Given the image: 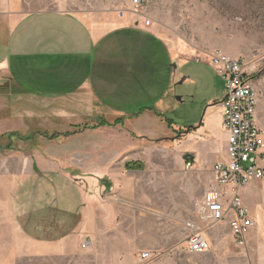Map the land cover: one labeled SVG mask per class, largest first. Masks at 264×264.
Listing matches in <instances>:
<instances>
[{"label": "rangeland", "instance_id": "rangeland-1", "mask_svg": "<svg viewBox=\"0 0 264 264\" xmlns=\"http://www.w3.org/2000/svg\"><path fill=\"white\" fill-rule=\"evenodd\" d=\"M146 2L156 33L152 36L173 47H162L150 37V54L144 56L149 62V79L160 78L166 91L160 99L152 94L138 99L164 115H157L160 123L154 132L144 136L136 128L138 121L134 119L139 116L117 113L140 109L130 106L123 93L104 90L95 104L87 97L83 105L69 109L64 107V99L19 97L22 94L9 92L11 97L0 98V171L59 169L67 171L71 181L76 182L82 181L83 174L93 175L82 173L84 169L94 164L102 166L111 173L102 179L107 185L103 201L119 224L118 249L139 254L150 251L151 258L141 264H264V181L244 190V204L257 221L248 234L247 245L236 242L227 222L211 225L201 220L213 175L214 164L208 162L219 158L224 148L220 135L226 132L219 124V102L225 95V83L212 66L195 60L201 53L221 49L257 63L254 84L259 92L258 119L264 132V0ZM130 3L32 0L29 6L63 7L90 21H100L119 19V9ZM9 88L7 83L0 86L3 91ZM100 116H105L109 124L95 127ZM122 117L124 122L117 123ZM201 120L200 129L186 131ZM210 139L212 145L204 151L202 142ZM95 141L102 145V162L94 163L95 157L84 162V153L97 154L92 146ZM84 142L89 145L86 149ZM187 154L194 158H185ZM26 181H33L32 176ZM92 228L84 238L99 235ZM201 229L207 230L211 250H187L186 238ZM106 249H110L109 244Z\"/></svg>", "mask_w": 264, "mask_h": 264}, {"label": "crops", "instance_id": "crops-1", "mask_svg": "<svg viewBox=\"0 0 264 264\" xmlns=\"http://www.w3.org/2000/svg\"><path fill=\"white\" fill-rule=\"evenodd\" d=\"M29 1L31 4L32 0H0V86L10 85L7 91L0 90V98L18 92L22 94L19 97L64 99L68 101L64 107L72 109L83 105L87 97L95 104L104 90L123 93L130 106L140 109L117 113L139 116L134 119L138 121L136 128L144 136L153 133L160 123L157 113L162 112L138 99L151 94L160 99L166 91L160 78L149 79V62L144 56L150 54L151 40L173 47L152 36L156 34L152 26L135 25L131 15L90 21L63 7L38 9L29 6ZM144 107L149 108L142 111ZM227 136L220 135L224 145L221 156L208 163L224 157ZM211 142H202L204 151L210 149ZM92 146L98 152L90 156L84 153V162L95 157L94 163H101L102 145L95 141ZM84 147L89 145L84 142ZM114 153L117 156V151ZM82 173L93 175L83 174L82 181L74 182L67 171L59 169L0 171V264L143 262L141 253L118 249L119 224L103 201L107 185L102 179L111 173L95 164ZM31 176L33 181H26ZM92 226L99 235L84 238ZM85 241L90 244L83 248Z\"/></svg>", "mask_w": 264, "mask_h": 264}, {"label": "built area", "instance_id": "built-area-1", "mask_svg": "<svg viewBox=\"0 0 264 264\" xmlns=\"http://www.w3.org/2000/svg\"><path fill=\"white\" fill-rule=\"evenodd\" d=\"M146 8V0H131L129 6L119 9L118 15L121 18L131 15L135 25L146 29L153 25ZM195 60L212 66L225 83V95L219 103L222 127L228 135L225 155L212 168L201 220L211 225L227 222L236 242L245 246L257 221L244 204V190L264 181V132L258 119L259 92L254 84L257 63L221 49L201 53ZM89 244L85 241L82 246L86 248ZM185 247L194 253L210 251L212 241L207 230L191 233ZM141 258L149 260L151 252H141Z\"/></svg>", "mask_w": 264, "mask_h": 264}, {"label": "trees", "instance_id": "trees-1", "mask_svg": "<svg viewBox=\"0 0 264 264\" xmlns=\"http://www.w3.org/2000/svg\"><path fill=\"white\" fill-rule=\"evenodd\" d=\"M149 108V107H144L141 110L143 111L144 109ZM160 116H164L162 113H157ZM117 123H123L124 122V117L118 118L116 120ZM109 124L108 120L105 118V116H100L99 121L95 124V127H99L101 125ZM67 135V134H66ZM55 137V135H53Z\"/></svg>", "mask_w": 264, "mask_h": 264}, {"label": "water", "instance_id": "water-1", "mask_svg": "<svg viewBox=\"0 0 264 264\" xmlns=\"http://www.w3.org/2000/svg\"><path fill=\"white\" fill-rule=\"evenodd\" d=\"M184 80V79H183ZM183 80L181 81V83L183 82ZM180 99V98H179ZM203 120V119H202ZM202 120H201V122L198 124V126H201V124H202ZM197 126V127H198ZM192 127H196V126H188V128H187V131H190V129L192 128ZM180 135V134H179ZM188 156L192 159V158H194V156L192 155V154H187L186 156H185V158H188Z\"/></svg>", "mask_w": 264, "mask_h": 264}, {"label": "flooded vegetation", "instance_id": "flooded-vegetation-1", "mask_svg": "<svg viewBox=\"0 0 264 264\" xmlns=\"http://www.w3.org/2000/svg\"><path fill=\"white\" fill-rule=\"evenodd\" d=\"M209 106H210V105H207V108H206L207 110H208V107H209ZM205 111H206V110H205ZM201 125H202V124H201ZM199 127H200V126H198V127H197V126H196V127H192V128L190 129V131H187V130H186V131H187V132H191V131H193V130H197Z\"/></svg>", "mask_w": 264, "mask_h": 264}]
</instances>
